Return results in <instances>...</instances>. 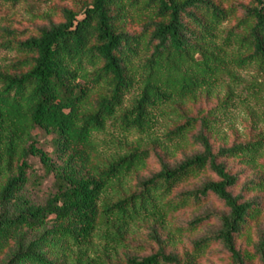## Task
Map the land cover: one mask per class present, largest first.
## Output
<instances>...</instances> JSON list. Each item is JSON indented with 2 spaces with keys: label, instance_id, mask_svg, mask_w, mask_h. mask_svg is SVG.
<instances>
[{
  "label": "trees",
  "instance_id": "16d2710c",
  "mask_svg": "<svg viewBox=\"0 0 264 264\" xmlns=\"http://www.w3.org/2000/svg\"><path fill=\"white\" fill-rule=\"evenodd\" d=\"M77 2L78 8L60 9V21L9 42L22 58L0 67V264H92L86 253L103 224L109 238L110 222L121 234L141 217L164 219L169 211L210 197L223 202L229 214L221 217L216 233L195 242V249L221 244L234 264H247L237 238L255 203L233 194L239 179L224 160L255 155L258 143L216 151L205 119L187 117L170 135L182 137L200 122L193 140L201 151L175 165L160 157L159 171L141 179L135 192L100 206L109 187L150 155L134 150L95 167L93 140L112 121L120 122L124 132L149 131L157 108L210 88L229 66L264 69V0L229 7L222 0ZM235 15V25L222 36L223 25ZM231 49L238 54H229ZM102 84L107 93L90 101ZM135 87L138 98L123 110ZM208 170L215 180L176 194L191 177ZM173 196L179 202H164ZM205 220L198 217L190 228ZM149 239L155 251L127 255L115 264H191L168 251L157 229ZM255 249L264 264V238Z\"/></svg>",
  "mask_w": 264,
  "mask_h": 264
},
{
  "label": "rangeland",
  "instance_id": "374dc122",
  "mask_svg": "<svg viewBox=\"0 0 264 264\" xmlns=\"http://www.w3.org/2000/svg\"><path fill=\"white\" fill-rule=\"evenodd\" d=\"M77 1L0 0V67H9L22 58L17 50L8 46L9 42L34 34L37 29L51 21H60V9L65 6L78 8ZM222 1L229 7L243 0ZM134 20L136 21V18ZM236 21L235 15L223 25L222 36H226L225 32L229 31ZM7 31H17L21 35L11 38ZM231 53L237 55L238 50L231 49L229 54ZM106 90L104 84L96 87L90 101L94 102L105 95ZM139 92L140 89L135 87L126 96L123 110L131 109ZM187 117L205 119L209 127L207 134L216 151L240 144L260 145L255 155L236 156L224 162L228 170L239 179L238 185L232 190L233 194L241 197L243 201L255 203L253 213L237 238L238 248L246 257L247 264H261L255 255V247L264 238V69L257 64L244 68L229 66L217 75L210 88L202 89L193 97L174 99L157 108L153 112L152 128L147 132H124L120 129V122H109L105 132L94 137L93 166L103 168L134 150L148 151L150 157L143 166L111 185L101 196L99 205L116 203L135 192L141 179L159 171L160 157L175 165L200 152V146L193 140L194 135L201 129L200 122L182 137L170 135L178 126L186 123ZM38 133L40 132L36 131L34 134ZM215 179L210 170L205 171L191 177L178 188L176 194ZM51 182L52 179L46 182L44 191L48 190ZM167 201L179 202L175 196L164 200L165 203ZM227 214L229 209L225 204L215 197H210L200 205L189 203L177 211H169L164 219L141 217L126 224L121 234L111 228L110 222L109 238L105 237L107 226L103 224L86 255L92 264H115L124 261L127 255H149L156 250L155 244L149 239V233L157 229L166 241L168 251L179 254L185 262L234 264L231 255L221 244L212 245L202 251L195 249L196 241L220 229V219ZM198 217H207V220L197 228H190V223Z\"/></svg>",
  "mask_w": 264,
  "mask_h": 264
}]
</instances>
